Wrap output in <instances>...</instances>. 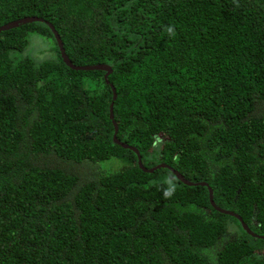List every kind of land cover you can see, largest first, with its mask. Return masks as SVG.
I'll list each match as a JSON object with an SVG mask.
<instances>
[{
    "label": "trees",
    "instance_id": "trees-1",
    "mask_svg": "<svg viewBox=\"0 0 264 264\" xmlns=\"http://www.w3.org/2000/svg\"><path fill=\"white\" fill-rule=\"evenodd\" d=\"M25 17L0 33V264H264V0H0Z\"/></svg>",
    "mask_w": 264,
    "mask_h": 264
},
{
    "label": "water",
    "instance_id": "water-1",
    "mask_svg": "<svg viewBox=\"0 0 264 264\" xmlns=\"http://www.w3.org/2000/svg\"><path fill=\"white\" fill-rule=\"evenodd\" d=\"M31 22H44V21H43L42 19H40V18H36V17H25V18L19 19V20H17V21L10 22V23H8V24H6V25L0 27V33L3 32V31H7V30H9V29L15 28V27H17V26L23 25V24L31 23ZM47 25L49 26V28H50V30H51L53 36H54V39H55V41H56V43H57V45H58V48H59V51H60L61 58H62L63 62H64L67 66L71 67L72 69H74V70H76V71H81V70H82V71H92V70H102V71H107V74H106L105 76H107L108 74L111 73V69H110V67L107 66V65H94V66H84V67H76V66H73V65L70 63L68 57H67L66 54H65V51H64V48H63V44H62V42H61V39H60L58 33L55 31V29L53 28V26H52L51 24H47ZM112 92H113L112 103L110 104V109H109V111H110V115H109V117H110L111 119H113V115H112L113 101L116 99V93H115V90L112 89ZM114 127H115V133H116V132H117L116 126L114 125ZM113 141H114V143H116V144H120L122 147H127L125 144H121V143H119V142L116 140L115 135L113 136ZM131 149L137 153L136 150H134L133 148H131ZM139 166L142 168V166H141L140 163H139ZM160 167H166V166L163 165V164H160V165H157L156 167H154L153 169H149V170H147V171L152 172V171H154L155 169L160 168ZM145 170H146V169H145ZM173 173H174L175 176H176L180 181H182L184 184H187V185H196V184H192V183H190V182L184 180L183 177H182L179 173H177L176 171H173ZM198 185H201V186H202V185H206V184H204V183H200V184H198ZM209 200H210V203L212 204V206L216 207L215 204H214V201H213V196H212V192H211V190L209 191ZM216 208H217V207H216ZM217 209H218V211H220L221 213H224V214H227V215H230V216H233V217L237 218V219L240 221V223H241V225H242L244 231H245L246 233H248L249 235L255 236V235L252 233V231L249 229V227H248V226L242 221V219H241L238 215H236V214H234V213H232V212H229V211L221 210V209H219V208H217ZM260 238H261V239H264V237H260Z\"/></svg>",
    "mask_w": 264,
    "mask_h": 264
},
{
    "label": "rangeland",
    "instance_id": "rangeland-1",
    "mask_svg": "<svg viewBox=\"0 0 264 264\" xmlns=\"http://www.w3.org/2000/svg\"><path fill=\"white\" fill-rule=\"evenodd\" d=\"M46 48H42L41 46V51L45 50ZM31 52V53H30ZM26 55H31V56H34L33 55V51H31V48H28L27 52H25ZM45 54H42L41 52L36 54L35 56H37L39 59L42 58Z\"/></svg>",
    "mask_w": 264,
    "mask_h": 264
},
{
    "label": "clouds",
    "instance_id": "clouds-1",
    "mask_svg": "<svg viewBox=\"0 0 264 264\" xmlns=\"http://www.w3.org/2000/svg\"><path fill=\"white\" fill-rule=\"evenodd\" d=\"M169 33H173V29L170 27L167 29ZM174 189L170 188L168 192L165 193V195H170L171 192L173 191Z\"/></svg>",
    "mask_w": 264,
    "mask_h": 264
}]
</instances>
